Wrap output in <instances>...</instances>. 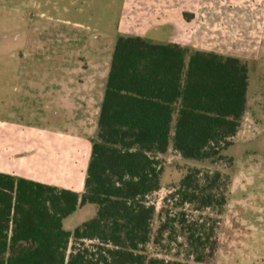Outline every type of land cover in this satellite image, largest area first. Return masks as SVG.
<instances>
[{"label":"trees","instance_id":"obj_1","mask_svg":"<svg viewBox=\"0 0 264 264\" xmlns=\"http://www.w3.org/2000/svg\"><path fill=\"white\" fill-rule=\"evenodd\" d=\"M248 88V65L239 59L119 37L83 193L0 174V264H206L217 246L216 221L198 223L172 209L221 215L229 176L192 168L159 212L148 198L162 188L161 157L170 149L185 161L226 159L221 153L240 127ZM88 205L96 215L65 231L63 220ZM179 235L185 259L167 260Z\"/></svg>","mask_w":264,"mask_h":264},{"label":"rangeland","instance_id":"obj_2","mask_svg":"<svg viewBox=\"0 0 264 264\" xmlns=\"http://www.w3.org/2000/svg\"><path fill=\"white\" fill-rule=\"evenodd\" d=\"M231 3L232 12L242 8L248 13L247 30L200 33L207 52L224 51L222 48L226 45L231 55L238 52L239 60L248 65L247 107L240 127L229 140L230 146L221 153L226 159L215 165L185 161L170 149L161 157L162 188L148 201L159 212L164 198L192 168L228 175L230 185L221 215L210 210L195 212L187 206L174 210L170 203L166 206L173 214L185 212L188 220L201 223L210 218L216 221L217 246L206 264H264L261 229L264 217V45L260 48L264 0H245L246 7L240 5V0ZM128 5L129 0H0V105L3 108L0 119L9 114L10 118L23 119L31 127L32 122L28 121L32 120L35 108L32 103L24 104L18 98L25 94V98L31 100L32 88L53 86L56 75L71 78L66 81L68 86H97L100 93L119 37L139 36L152 45L172 42L174 32L162 31L159 26L126 30ZM92 114L91 109L90 118ZM85 124L93 127L94 122ZM95 215L94 206L78 208L63 220V229L72 232ZM157 226L155 218L153 232ZM168 246L167 260L174 256L185 259L187 247L181 235ZM148 250L159 252L152 246Z\"/></svg>","mask_w":264,"mask_h":264},{"label":"crops","instance_id":"obj_3","mask_svg":"<svg viewBox=\"0 0 264 264\" xmlns=\"http://www.w3.org/2000/svg\"><path fill=\"white\" fill-rule=\"evenodd\" d=\"M231 1L129 0L126 17L129 27L124 28L140 31L159 26L162 31L174 32L173 40L168 44L207 52L203 48L201 31L248 29L245 26L248 13L242 8L239 12H232ZM240 1V5L246 7L245 0ZM263 45L264 22L260 26V48ZM222 49L224 51L218 49L210 53L239 59L238 52L231 55L226 45ZM5 75L8 77L7 73ZM67 80L71 78L56 75L53 86L32 88L31 100L25 98V94L18 98L24 104L26 101L32 103L35 108L32 120L28 121L32 122L31 127L23 119L10 118L9 114L0 119V174L80 195L84 191L91 139L97 128L104 84L99 93L97 86L73 87L66 85ZM91 109L92 118L89 117ZM2 111L0 105V114ZM86 122H94L93 127H87ZM261 229L264 249V217Z\"/></svg>","mask_w":264,"mask_h":264}]
</instances>
